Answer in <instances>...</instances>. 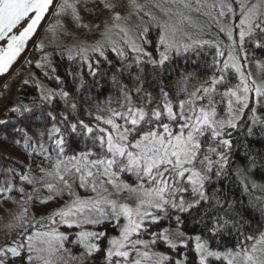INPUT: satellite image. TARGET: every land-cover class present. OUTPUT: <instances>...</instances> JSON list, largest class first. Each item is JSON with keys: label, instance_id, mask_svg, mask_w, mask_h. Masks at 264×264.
Segmentation results:
<instances>
[{"label": "snow or ice", "instance_id": "snow-or-ice-1", "mask_svg": "<svg viewBox=\"0 0 264 264\" xmlns=\"http://www.w3.org/2000/svg\"><path fill=\"white\" fill-rule=\"evenodd\" d=\"M49 15L0 115V264H264V0H0V77Z\"/></svg>", "mask_w": 264, "mask_h": 264}, {"label": "rangeland", "instance_id": "rangeland-1", "mask_svg": "<svg viewBox=\"0 0 264 264\" xmlns=\"http://www.w3.org/2000/svg\"><path fill=\"white\" fill-rule=\"evenodd\" d=\"M82 15L84 16L85 23H91V22L94 21V19H95V22H98L99 21V17L94 18V17L88 15L85 12H82ZM55 22H56V17L54 16L53 19H52V21H51V23L49 25L55 24ZM68 26L70 28L72 27L71 24H69ZM48 28H49V26H48ZM48 28H46V31L42 35L41 39H39V43L42 40L45 41V43H47V37L49 35ZM81 32H83V30H81ZM39 43H38V45H39ZM65 43H68V41H65ZM49 50H51V49H49ZM256 59H259L261 61H264V59H260L258 57H256ZM250 70H251V72L253 73L254 76L258 73V69H257L255 63H253V64L250 65ZM28 71H29L28 69L27 70H24V71H20L18 73V75H16L13 79H11L10 83H8V85H9L8 89H4L3 92L5 94L3 96H0V115L3 114V112L5 110V107L7 105H9L16 97L19 96L18 95V88H19L21 79L24 78L27 75ZM11 151H13L17 156H21L22 157V154L20 152H18L16 149L12 148ZM12 195L15 196V197H17V198H19L17 193H14ZM65 199H67V197ZM62 203H63V201L60 200V201H57V202H55L54 204H52L50 206H47V207H39L36 211L40 213V216H46L47 215V212H51V210L59 207ZM4 204L6 206H12V207L14 205V204L7 203V202H5ZM14 208H16L15 205H14ZM31 210L33 212L35 211V209L33 208V206L30 207V211ZM18 211H19V208H18ZM39 217H37V218H39ZM93 264H99V261H95V262H93Z\"/></svg>", "mask_w": 264, "mask_h": 264}, {"label": "trees", "instance_id": "trees-1", "mask_svg": "<svg viewBox=\"0 0 264 264\" xmlns=\"http://www.w3.org/2000/svg\"><path fill=\"white\" fill-rule=\"evenodd\" d=\"M149 39H151L153 41L156 40V33H155V31H153L150 34ZM40 55H41V53L38 50V46H36V48L34 49L32 55L30 56V59H33V58L38 59L40 57ZM256 57H258L260 59H264V52H257L256 53ZM57 59H59V56L57 57ZM66 64H67L66 59L61 62V71L63 70V67L66 66ZM27 69L29 70V66L27 64H25L20 71H24V70H27ZM18 73L16 75H18ZM175 79H176V76L169 77L168 79H166L164 81V83L165 84H169L172 81H174ZM101 83H104V81H101ZM3 91H4V89H3ZM26 91L28 93H32L33 89L31 87H28ZM18 95L19 96L21 95V93L19 91H18ZM11 149L12 148L9 145H2V148H0V150H7V151H10L11 153H13L14 155H16L13 151H11ZM5 163H9V161H5ZM16 167L17 168H20V165L17 164ZM254 178H256L259 181V179H260V173H257ZM235 190H236L237 194H240V189L238 187H236ZM14 193H12V194H14ZM42 195H47V192H42ZM4 203H5V201L0 200V242H3L4 239H5L4 225L8 222V220L11 219L12 214H14L15 212L18 211V207L17 206H16V208H14V205H13V207L12 206H6ZM54 203L55 202H53V201H50L47 204H40V203L37 202V203H35L33 205V208L35 209V211L33 212L31 210L30 213H33V214H35L36 217H39L40 216V213L36 211L39 207H47V206H50V205H52ZM48 213H50V212H47V215H48ZM60 230L61 231H68V229L66 228V226H60ZM110 234H114V233H110ZM101 257H102V253L98 256V258H97L96 261H99V259Z\"/></svg>", "mask_w": 264, "mask_h": 264}, {"label": "water", "instance_id": "water-1", "mask_svg": "<svg viewBox=\"0 0 264 264\" xmlns=\"http://www.w3.org/2000/svg\"><path fill=\"white\" fill-rule=\"evenodd\" d=\"M54 16L49 15L45 21L42 22L41 28L38 29V36L33 38V41H30L25 53L21 55L20 58H18L16 64L14 65V68L16 69L15 72L12 73L11 76H5L0 77V91H3L2 85L10 83L11 79L22 69V67L25 65V61L30 59V56L32 55L34 49L39 43V39H41L42 35L46 31V28H48L49 24L51 23ZM4 42L0 41V44H3Z\"/></svg>", "mask_w": 264, "mask_h": 264}]
</instances>
